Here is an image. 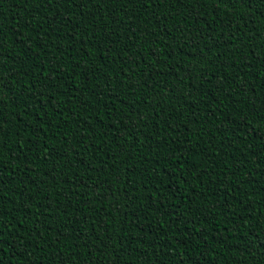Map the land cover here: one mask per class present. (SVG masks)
I'll use <instances>...</instances> for the list:
<instances>
[{
  "label": "trees",
  "instance_id": "obj_1",
  "mask_svg": "<svg viewBox=\"0 0 264 264\" xmlns=\"http://www.w3.org/2000/svg\"><path fill=\"white\" fill-rule=\"evenodd\" d=\"M38 3L0 0L5 79L11 71L14 91L44 76L55 84L38 104L6 109L4 264H264V3L141 12L114 0L75 31V5ZM99 24L117 52L130 46L123 59L90 43L89 31L106 35ZM198 32L205 41L193 48Z\"/></svg>",
  "mask_w": 264,
  "mask_h": 264
},
{
  "label": "snow or ice",
  "instance_id": "obj_2",
  "mask_svg": "<svg viewBox=\"0 0 264 264\" xmlns=\"http://www.w3.org/2000/svg\"><path fill=\"white\" fill-rule=\"evenodd\" d=\"M182 2L186 3V0H123L124 6L138 5L139 7L137 10L141 12L146 8L152 7L153 4H155L157 7H160L164 3H168L171 5L172 3H182ZM191 2L194 4L203 3L205 5L211 3L217 9L223 8L225 10H237L239 8L249 7L253 3V0H191ZM258 2L264 3V0H258ZM39 3H42L48 9H52L54 4L57 6L61 4H69L70 6L75 5L79 9L80 20L76 22L74 31L81 28L83 20L85 19H91L94 23L99 20H102L103 17L99 15V13L102 10V6L104 5L111 6L113 8V11H115L114 0H39ZM39 3H38V7H39ZM58 12H59V8L57 7L56 10L53 11V16L58 15ZM129 15H130V18H133V19L135 18V13H131ZM242 16H243V13H241V17ZM165 19H167V16H165ZM213 19H215V16H213ZM69 22L70 21L68 19L64 20L65 25H67ZM28 23L30 24L32 23V21H28ZM45 23H48L51 25L52 23L51 17L46 18ZM98 26L103 33H106V35H104L103 37H96L95 30L93 29L92 31L88 32V38H89L90 43H92L93 41L98 42L100 39H103L108 42L106 45L107 51L114 53L116 58L123 59V56L127 54L128 48L130 46L126 45L119 52H117L115 50L114 44H118L119 41H113L112 37L114 33L110 31V29L108 28L106 24H99ZM240 27H241L240 25H237L236 30L239 31ZM126 31L130 35L134 36L137 41L140 39L139 32L134 27H132L131 24H129V26L126 28ZM164 31L166 32L167 35H172V33L167 32L166 29ZM180 31H183V29L181 28ZM44 35H47V33L45 32ZM147 35L153 36L155 35V32H148ZM192 39H193V45H192L193 48H201L203 42L205 41V36L203 33L198 32L196 34V37H193ZM231 39L232 37L230 36L229 40ZM157 44H158V41H157ZM5 46H6L5 41L2 38H0V57L3 56V50ZM44 46L45 45L43 43L40 45L41 48H43ZM104 46L105 45H102V47ZM220 46L221 44L219 43L217 45H214V47H220ZM210 51L211 49L208 48L207 51L205 52V56H207V54L210 53ZM136 55H142V53L137 52ZM151 55L156 56L157 53L154 51L151 53ZM246 60L247 58L245 57L243 61L245 62V67L250 68L251 65L246 63ZM127 62L134 63L135 61L132 59H129ZM75 67L79 68L80 64L77 63ZM85 67L89 71H91L93 68V65L88 64ZM81 71H84V69H81ZM99 71L100 69L97 67L96 70L92 73L94 78L96 77V74L99 73ZM3 72H4L3 64L0 63V155H2L3 152L8 148V143H6L5 141V127L7 126L9 121L5 117H6V109L9 107V101L14 103L15 108H20L23 111L24 107L22 106L26 107L29 103V100L37 104L40 102L39 98L44 96L43 89L55 87L54 83L48 82L50 77L44 76L42 80L38 82H34L30 85L31 91H14L12 85L16 84L18 81L16 80L15 76L13 75L11 71H9L8 73V76H9L8 79H5ZM62 78H63L62 76L57 77L55 73H53L51 77V79L53 80L62 79ZM109 79H111V77H109ZM117 79L119 78L117 77ZM208 82L209 84H211V79H209ZM139 86L140 85L138 83L135 85H132V84L129 85V87H132V88L139 87ZM112 87L113 85L111 83L107 85V88L109 89V91L112 90ZM5 93H8L7 98H5ZM48 103L50 104L51 101H49ZM144 103L147 104V101L145 100ZM159 103L160 102H157V106H159ZM22 127L27 129L29 125H23ZM41 130H42L41 128H38L37 133ZM252 131H255V130L252 129ZM104 134L107 135V132H105ZM30 135H33V133H30ZM260 138L264 140V135H262ZM198 162H199V157H195L194 163H198ZM246 162L247 161H245V163ZM257 167H264V159H261V158L257 159ZM2 189H3V183H2V178H0V191H2ZM17 199H19V197H17ZM0 200H2V197H0ZM197 211L205 212L206 209L200 208V209H197ZM59 214L66 215L67 213H59ZM5 215L6 213L3 211V204L0 203V251L4 249L3 233L6 230L8 224L11 223V218H9L8 221L6 222L4 221L3 217ZM87 223H88L87 218H82V222H78L79 228L77 231V235H79L80 232L84 231V225H87ZM141 231L143 230L141 229ZM60 235H63V233L61 232ZM33 251H35V249H33ZM22 254L23 253L21 252L16 253V255H22ZM185 261H188V264H200L199 259H190L189 257H184V259H182L179 262V264H185ZM0 264H4L2 257H0ZM113 264H121L120 259L115 258Z\"/></svg>",
  "mask_w": 264,
  "mask_h": 264
}]
</instances>
